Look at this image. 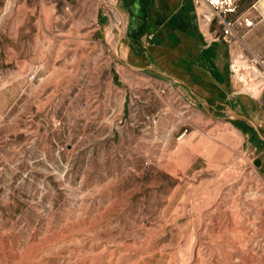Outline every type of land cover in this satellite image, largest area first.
<instances>
[{
  "label": "rangeland",
  "instance_id": "rangeland-1",
  "mask_svg": "<svg viewBox=\"0 0 264 264\" xmlns=\"http://www.w3.org/2000/svg\"><path fill=\"white\" fill-rule=\"evenodd\" d=\"M112 5L127 23L122 0H0V264H264V141L226 95L117 61Z\"/></svg>",
  "mask_w": 264,
  "mask_h": 264
},
{
  "label": "crops",
  "instance_id": "crops-1",
  "mask_svg": "<svg viewBox=\"0 0 264 264\" xmlns=\"http://www.w3.org/2000/svg\"><path fill=\"white\" fill-rule=\"evenodd\" d=\"M122 3L127 16V23L123 22L126 49L121 59L115 55L117 61L151 75L157 81L154 83L164 78L170 79L186 94L195 96L199 103L205 105H209L211 97L226 95L228 114L236 120L246 121L258 134L250 122L230 112L233 110L250 119L241 111V104L246 105L245 100L238 103L245 93L240 92L239 84L231 78L230 58L233 50L224 42L206 40L193 0H122ZM112 14L114 17V11ZM104 21L103 17L100 20L97 18L94 32H102L103 28L106 30ZM148 35H153V38L147 40ZM244 39L248 53L252 51L264 57V24H257ZM100 40L103 39L94 41L96 48L93 53L103 56V63L99 65L98 56L94 57L93 68L110 69L112 54L105 47L104 40L103 50L96 52ZM181 93L185 95L183 91Z\"/></svg>",
  "mask_w": 264,
  "mask_h": 264
},
{
  "label": "built area",
  "instance_id": "built-area-1",
  "mask_svg": "<svg viewBox=\"0 0 264 264\" xmlns=\"http://www.w3.org/2000/svg\"><path fill=\"white\" fill-rule=\"evenodd\" d=\"M201 31L208 42H224L232 48L231 78L240 85V92L253 98L264 93V57L247 52L246 34L257 24H264V0H256L240 13L239 0H193ZM153 35H148L151 40ZM36 73L28 79L34 81ZM242 89V90H241Z\"/></svg>",
  "mask_w": 264,
  "mask_h": 264
},
{
  "label": "water",
  "instance_id": "water-1",
  "mask_svg": "<svg viewBox=\"0 0 264 264\" xmlns=\"http://www.w3.org/2000/svg\"><path fill=\"white\" fill-rule=\"evenodd\" d=\"M230 112H231L234 116H236V117H238V118L245 119V120H247L248 122H250V123L252 124V126L255 128V130L258 132L259 136L264 140V136L261 134L258 125H257L254 121L248 119L245 115L239 114V113H237V112H235V111H233V110H230Z\"/></svg>",
  "mask_w": 264,
  "mask_h": 264
},
{
  "label": "bare ground",
  "instance_id": "bare-ground-1",
  "mask_svg": "<svg viewBox=\"0 0 264 264\" xmlns=\"http://www.w3.org/2000/svg\"><path fill=\"white\" fill-rule=\"evenodd\" d=\"M113 7V11H114V17L113 18H118L119 22L122 24L123 23V20L122 18L117 14V12H115V8H114V5H112Z\"/></svg>",
  "mask_w": 264,
  "mask_h": 264
}]
</instances>
